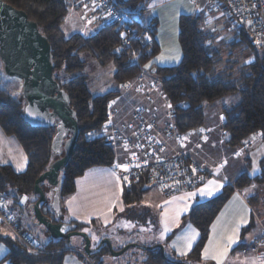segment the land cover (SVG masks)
Wrapping results in <instances>:
<instances>
[{"label": "trees", "instance_id": "16d2710c", "mask_svg": "<svg viewBox=\"0 0 264 264\" xmlns=\"http://www.w3.org/2000/svg\"><path fill=\"white\" fill-rule=\"evenodd\" d=\"M3 1L24 10L28 18L35 21L41 33L47 37L51 45L53 76L59 88L68 96L69 106L78 124L79 134L72 155L58 175L56 186L60 199L75 190L76 178L87 168L110 166L114 162L113 149L105 138L98 136L86 139L83 134L86 131H98L105 124L110 112V102L119 91L111 89L100 94H91L86 77L81 73L85 64L80 58L83 51L88 52L100 65L111 63L112 78L122 87H126L129 81L147 70L161 75V91L172 107L170 113L173 123L180 132L202 125L205 104L223 96L237 94V103L223 111V128L227 133V142L232 146H239L247 136L256 131L264 134V52L252 44L245 26L241 25L237 29L234 39L219 44L216 35L204 23L201 12L205 9L197 16L194 12L181 14L177 36L180 60L171 66L152 65L146 70L144 66L158 52L156 42L142 37L121 49L120 29L109 18L108 22L99 25L89 35L75 32L66 36L61 25L68 12V0ZM139 2L141 0H129L126 3L122 0L115 1L126 12L130 26L134 29L146 27L138 21L136 14L133 15L134 12L139 14L143 9L142 5H137ZM92 13L97 21L102 19L103 14L99 10ZM146 28L148 34H153V28ZM250 57L251 60L248 61ZM25 104L23 94L15 96L0 86V128L5 135L16 139L26 157V166L21 171L15 170L10 164L0 165V193L7 196V201L9 197L17 199L21 196L27 197L29 202L36 199L33 193L35 179L63 154L70 136V132H67L59 150H53L51 141L56 132L55 126L30 124L24 117ZM139 109L142 110L139 107L134 108L133 119ZM151 121L155 122L154 119ZM251 179L247 175H241L234 185L241 187ZM254 180L264 181V166ZM40 185L50 202L54 188L46 181ZM145 187L144 179L130 186L123 183V202L127 205L138 201ZM232 189L230 185H226L216 196L192 206L186 219L198 228L199 237L187 255L169 258L165 253L162 254L159 246L152 244L149 245L153 246L150 249L137 248L140 250V257L135 264H190L199 261L210 222ZM128 211L127 218L130 219V210ZM47 214L53 220H58L51 210L48 209ZM75 226L77 230H83L86 225L77 223ZM0 243L7 247L0 264H63L64 253L68 250L64 246L68 243L65 239H50L48 244L41 246V251L36 252L28 250L14 236L0 234ZM109 253L104 244L90 259L94 264H103L100 257Z\"/></svg>", "mask_w": 264, "mask_h": 264}, {"label": "crops", "instance_id": "0c3cea01", "mask_svg": "<svg viewBox=\"0 0 264 264\" xmlns=\"http://www.w3.org/2000/svg\"><path fill=\"white\" fill-rule=\"evenodd\" d=\"M174 1L175 0H153L149 5H142L143 9L136 17L141 24L154 29L153 34L149 33L145 37L148 40L155 41L158 46L157 54L146 64L149 65V67L152 65L159 67L171 66L176 64L181 58L180 47L176 46L175 48L174 45V42L178 41L179 16L181 14L193 13V5H196L197 3H194L192 0H181L176 4L177 7L169 13L171 24L169 19H165V21L170 25H163L162 18L169 9L166 6L170 5ZM68 2L69 6L67 15L72 13L69 11L70 6L75 10V13L87 10L86 15L80 14L79 18L89 24H99L95 14H91L88 11L90 4L85 3V0H68ZM150 5H152V7H150ZM82 6L85 8H82ZM204 9L209 13H206L203 17L204 23L206 24V27L216 35V41L219 44L235 38L234 36L238 32L237 29H239L241 25H238L236 21L231 18L224 2L208 0ZM70 17L73 22L76 21L73 14H71ZM245 25V27H247L248 23H245ZM77 28L78 26L75 27V30L72 32L81 33V29ZM88 32L90 33V31ZM253 41L254 40L252 39V44H254ZM254 45L256 49L264 52V46L259 47L257 44ZM173 49L175 50L173 51ZM172 55L174 58L170 57ZM158 57H163L165 62L158 61ZM250 60L251 57L248 61ZM149 67H145L146 70ZM151 78L152 76L147 77L146 72L144 71L142 75H139L129 81L127 86L123 87V93L126 96L125 103L121 109H112L109 112L111 115V125L119 128L125 137L132 136V128H130L128 124L136 123V119H133L132 116L135 107L141 108L144 111L145 117L149 120L154 119L159 128L164 127L166 123L173 122V118L170 113L172 107H169L170 103L161 91L160 83H153V81L150 80ZM157 88H159V90H157ZM160 93L163 95L162 98ZM237 101V94H232L223 96L212 103L205 104L203 106L204 120L202 125L198 128L185 132H180L176 129L174 133L177 135V139L172 136L173 140H170L167 135H164V142H168L169 144L167 150L170 146L174 147L175 150L186 152L193 160L200 164V166L204 167L207 171V179L194 190L165 196L157 187L146 185L147 187H145L146 189L143 191L140 199L134 203L126 205L121 196L123 181L115 170L116 166L113 164L110 166H92L87 168L81 176L76 178L75 190L72 194H68V199L66 201L61 199L60 204H58L56 200L53 199V194L51 195L50 202L48 201V203H52V207L57 208L58 214L56 213L55 215L56 219L61 222H74L75 224L79 223L87 225L90 221L94 222L93 220L99 218L96 217V215L101 214L102 216L103 214L105 216V221L99 222H101L103 226H111L114 223L122 221V218L128 219V210H130L131 215L139 218H148L157 214V223L160 228L153 231L152 229H141L140 232L148 235H145V239H140L137 243L146 246L161 243L163 244L164 253L167 257L180 258L190 252L199 237L198 228L192 223V221L186 219V216L192 206L196 203L209 200L219 194L224 186L230 185L233 188L232 192L212 218L208 228L207 238L200 252L199 261L193 264H216V261L210 258L211 255L216 253L223 246L226 238L233 234V231L237 229V225L241 220H247L248 223L240 225L237 232L238 241L228 249L223 264H252L254 258L262 256L256 255L252 252H242L240 248L250 244L255 238L260 237L261 235V227L255 219L254 214L264 211V207L261 202V197L263 196L264 191L261 193L259 188L256 186L264 185V181L259 182L254 180V177L261 173L264 166V149H262L264 148V134L260 131H256L247 136L239 146H232L227 142V133L223 128V111L232 107L237 103ZM4 135V132L0 128V145H4V138L8 136ZM178 136L180 140L178 139ZM6 139L9 145H11V148L15 151V142H10V140H8L9 138ZM110 145L114 152V162L116 165L119 163L120 166H124V163H126L131 156H135L137 154L136 150L127 149L122 146L120 142ZM4 153L7 154L6 151H4V146H1L0 165L10 164L17 171H21L25 168L26 157L22 156L21 161L24 166L19 168L16 165V159L9 160ZM254 162L256 163L255 166L257 170L254 173H251L250 169ZM90 169L94 170H92V173L86 176V178H83L85 177L87 171H90ZM102 169H106L105 172H103L106 174L104 176L101 175L102 171H104ZM241 175H247L252 179L247 184L237 187L234 185V182ZM107 176H111V179ZM97 178L99 180H97ZM209 181L217 182L215 185L217 187V191L213 196L205 198H201L199 195L192 198L186 197L187 193L197 192L198 189L205 188V186L213 187L208 184ZM79 183L80 192L78 194L77 191L79 189ZM115 193L118 194L120 202L124 205H121L123 210L117 211L118 207L121 206H117L112 203L109 208L106 206L103 212V210L99 208L96 201L98 199L105 198V196L115 198ZM27 199H25L24 196L17 199L9 197L7 201V209L12 211L15 216V225H17V228L25 233L27 232L21 229L23 226L33 227V225L30 224V215L25 213V202L28 201ZM165 202L168 203L165 204ZM13 204H19L22 211L20 216L15 214V206ZM184 207H187L188 210L186 212L180 211ZM177 212H179V215H177ZM83 213H85V215H82ZM131 215H129V218L133 219ZM1 225L2 227L5 226L3 224ZM166 225L169 231H165ZM114 226H111L112 230H116V228H113ZM4 230L5 233H0L1 235H14L8 227L4 228ZM130 230L134 231V228H131ZM193 230L197 234V238L193 242L192 247L188 249L186 247L187 238L192 235ZM152 232H158V238L154 237ZM40 235L42 236V240L37 245L45 246L50 241L49 234L47 231H40ZM116 235L117 234L114 233V239L112 240L117 242L119 238L116 237ZM106 236L111 238L110 235ZM98 243L99 240L97 238L92 241L93 246L98 245ZM0 246H3L5 249V251L0 253L1 261L7 251V247L3 243H0ZM77 248H82V246H77ZM206 248L209 253L208 259L204 258ZM74 250V253H76L77 256L68 255L66 263L83 264L80 260L81 258L79 254H77L79 252H76V249ZM180 252H185V255H180ZM106 256V254L102 255L100 260L103 262ZM111 261L112 260L110 258L107 260V262L110 263ZM1 264L6 263L3 262ZM256 264H260L258 259L256 260Z\"/></svg>", "mask_w": 264, "mask_h": 264}, {"label": "water", "instance_id": "95a60500", "mask_svg": "<svg viewBox=\"0 0 264 264\" xmlns=\"http://www.w3.org/2000/svg\"><path fill=\"white\" fill-rule=\"evenodd\" d=\"M122 1L126 3L129 0ZM207 3L208 0H197L194 15L197 16ZM0 62L5 75L17 77L22 82V94L26 102L24 117L30 124L55 126L56 132L51 141L53 150H59L64 136L70 132L63 155L48 165L34 181L33 193L36 199L29 202V208L32 210L31 224L44 227L50 239L54 240L65 239L66 242H70L72 236H80V244L89 257L95 255L104 244L112 252L108 239L103 238L98 245L93 246L90 236L84 230H77L73 223L53 220L47 214L48 209L55 214H58V211L52 207V203H48L46 193L40 184L46 181L54 186L53 199L60 204L61 199L56 186L58 175L72 155L79 128L69 106V98L59 88L53 76L51 45L47 37L41 33L37 23L28 18L24 10L17 9L3 0H0ZM43 111L45 116H42ZM130 246L139 249L153 247L136 243L110 254L119 255ZM156 246H159L164 254L163 246L161 244Z\"/></svg>", "mask_w": 264, "mask_h": 264}, {"label": "built area", "instance_id": "2783aa9c", "mask_svg": "<svg viewBox=\"0 0 264 264\" xmlns=\"http://www.w3.org/2000/svg\"><path fill=\"white\" fill-rule=\"evenodd\" d=\"M192 1L197 3V0ZM91 2L95 6V11L99 10L106 15L120 29L121 49L128 46L131 41L148 35L146 27L134 29L130 26L126 12L116 5L114 0H85L87 4ZM223 2L231 18L238 25L246 26L245 23H248V28H245L254 40V44L259 47L264 46V0H223ZM121 33L124 35L122 36ZM135 119V124H128L132 128V136L125 137L119 128L111 125L110 114L107 115L105 124L98 131H86L83 134L86 139L100 136L105 138L108 144L120 142L125 148L136 150L137 154L124 163L126 167L113 162L116 172L126 186L144 179L147 186H155L161 190L163 195L171 196L192 191L207 179L208 173L205 168L186 152L175 150L170 146L167 150L169 144L164 142V135H167L170 140H173L172 136L177 139L174 133L176 126L173 122L166 123L164 127L159 128L155 122L147 119L140 109L136 111ZM178 139L180 140L179 136ZM193 169L196 171L193 172ZM261 202L264 207V194ZM254 216L261 227V235L240 249L242 252L264 256V211ZM0 223L7 226L14 234L13 236L28 250L41 251V246H38L29 234L17 228L13 212L7 209V196L1 193ZM76 251L84 257L85 261L94 264L82 248H76Z\"/></svg>", "mask_w": 264, "mask_h": 264}, {"label": "rangeland", "instance_id": "374dc122", "mask_svg": "<svg viewBox=\"0 0 264 264\" xmlns=\"http://www.w3.org/2000/svg\"><path fill=\"white\" fill-rule=\"evenodd\" d=\"M114 1H117V0H114ZM152 1L153 0H141V2H139L137 5H143V6L149 5L150 2L152 3ZM180 1L181 0H175L170 5L166 6L169 9L165 13L164 17L162 18V24L163 25L166 24L169 26L171 24V18L169 16V13L172 12L177 7L176 4ZM84 6H82V8H85ZM94 8H95V6L91 2L88 11L90 13L96 12L94 10ZM193 8H194L193 12H195V8H196L195 4L193 5ZM69 11L72 12L71 14H73L76 21L73 22L71 20V17H70L71 14L67 15V17H65L64 22L61 25V28H62V31L64 32V34L66 36L73 33L72 31L75 30V27H77V26L79 29H81L80 31H82L81 32L82 34L89 35L88 31H90L92 33L94 31H96L95 29L99 25H102L104 22L109 21L108 18L106 19V17H107L106 15H102V17H101L102 19L98 21L99 24H92V23L89 24L87 22H84L83 19L79 18L80 14L86 15L87 10H82L80 12L75 13V10L70 6ZM141 11H142V9H141ZM201 13H202V17H204L206 13L209 14L206 11H203ZM135 14L137 17L138 16L137 12L133 13V15H135ZM165 19H169L170 24L168 22H166ZM147 38H148V36H147ZM174 45H175V48H176V46L179 47L178 41L174 42ZM171 50H172V48H171ZM174 50L175 49H173V51ZM170 57L174 58L173 55ZM80 58L82 60H84V63H85L84 68H83L81 73L84 74V76L86 77L87 87H88L89 91L91 92V94L95 95V94H100V93H103V92L111 90V89H118L119 94L111 100L109 110L121 109V107L123 106V104L126 101V99H125L126 96L123 93L124 89L121 86V84L117 83L112 78V72H113L112 64L106 63L103 65H100L86 51H83L80 53ZM157 60L160 62H165L163 57H158ZM145 72H146L147 77L152 76V78L150 80L153 81V83H155V84L160 83V79L162 77L161 75L154 73V72H150V71H145ZM58 74L60 75V72H58ZM0 86L7 89L11 94H13L15 96H19L22 94V82H21V80L17 77H11V76L5 75L2 71L1 62H0ZM158 87H159V85H158ZM157 90H159V88H157ZM160 94H161L160 96L162 98L163 95H162V93H160ZM4 136H6V135H4ZM6 138H9L8 140H10V142H12V141L15 142V144H16V146H15L16 150L15 151L11 148V145H9ZM6 138H4V145H0V147L4 146V151H6V153L8 154L7 155L4 153V155L7 156V158L9 160L16 159L17 167L22 168L24 166L22 164V161H21L22 156L25 157V154H24L23 150L21 149L22 147L17 143V141L14 137L7 136ZM262 149H264V148H262ZM131 157H133V156H131ZM255 164H256L255 162H254V164H252L253 166L250 169L251 173H254L257 170ZM104 168H107V167H104ZM92 170H94V169H90V171H87L85 177H83V178H86V176H88L90 173H92ZM102 170H104V171H102L101 175L102 176L106 175L105 173H103V172H105L106 169H102ZM96 177H94V178H96ZM107 177L111 179V176H107ZM97 180H99V179L97 178ZM79 182H81V181H79ZM256 186L259 188V191H261V193H262V191H264V185H256ZM78 187H79V189L77 192L79 194L80 183L78 184ZM67 199H68V194L64 195L62 198L63 201L64 200L66 201ZM96 203L98 204L99 208L101 210H103V212L105 210V207L108 206V208H109L112 203L116 204L117 206H119V205L124 206L123 203L120 202L118 194H116V193H115V198L105 196V198L98 199L96 201ZM13 205L15 206V214L17 216H20L22 211L20 209L19 204H13ZM122 206L118 207L117 211H120L122 209ZM137 206H139V205H137ZM25 207H26L25 213L29 214L31 217L32 216V210L29 208V202L28 201L25 202ZM85 213H83L82 215H85ZM131 216L133 219L122 218V221H120L119 223H114L113 225H111V226L115 225L113 228H116V230H112V229H110L111 226H103L101 224V222H99V221H105V216L103 214H102V216H101V214H98V215H96V217H99V218H96L95 220H93L94 222L90 221L85 227H83V230H84V232H86L90 236L91 241L94 240L93 237H96L99 241L103 238L108 239L110 241V246H111L112 252H116V251L121 250V248H125V246H127V245L136 244L137 241H139L140 239H145L144 236L148 235V234H144V233L140 232L141 229H143V228H145L146 230L152 229V231H153L157 228H160V226L157 223V214L153 215L151 217H148V218H144V217L139 218V217H135L133 215H131ZM135 222H137V223H135ZM133 223H135V224H133ZM31 225H33V224H31ZM4 228H7V227L6 226L2 227V225L0 223V233L1 234H3V232L5 233ZM131 228H134V231H131L130 230ZM21 229L23 231H26L31 236V238L33 239V241L36 244L40 243L42 240V236L40 235V231H46L45 228L42 227L41 225H33V227L23 226ZM114 233H116L117 234L116 237L119 238V240L117 242L115 240H112V239H114ZM152 234L154 237L158 238L157 237L158 232H155V233L152 232ZM106 235H110L111 238L106 236ZM159 238H160V234H159ZM80 241H81L80 236H72L71 241L64 244L65 248L68 249L64 253V264H67L66 259H67L68 255L77 256L76 253H74L75 252L74 249H76L77 246H81ZM137 244H139V243H137ZM72 248H74V249H72ZM109 252H111V251H109ZM139 254H140L139 249H137L134 246H130L127 249H125L124 251H122L119 255L115 256V255L111 254L112 255V257H111L110 253L106 254L107 256L103 260V264H135L136 262H138V259L140 257ZM80 258L79 259L81 260V262L83 264H85V262H84L85 259L83 260V258L81 256H80ZM109 258L112 260L111 263L107 262V260ZM192 263L193 262H191L190 264H192Z\"/></svg>", "mask_w": 264, "mask_h": 264}, {"label": "snow or ice", "instance_id": "6c2138e0", "mask_svg": "<svg viewBox=\"0 0 264 264\" xmlns=\"http://www.w3.org/2000/svg\"><path fill=\"white\" fill-rule=\"evenodd\" d=\"M150 7H152V5H150ZM121 35L123 36L124 34L121 33ZM117 51H119V49ZM145 67L147 68V67H149V65H145ZM170 106L171 105H169V107ZM25 111H28V109H25ZM124 167H126V166H124ZM195 171H196V169H193V172H195ZM216 183H217L216 181H209L208 184L212 185L213 187L205 186V188L198 189L197 192L187 193L186 197L187 198H192V197H195L196 195H199L201 198L211 197L217 191V187L215 186ZM25 199H27V197H25ZM167 203L168 202H165V204H167ZM121 210H123V209H121ZM187 210H188V208L184 207L180 211H185L186 212ZM177 215H179V212H177ZM247 223H248L247 220H241L239 222V224L237 225V229L233 231V234L226 238L223 246L216 253L211 255L210 258L215 260L216 264H223V261H224V258L227 255L228 249L231 248L238 241L237 232H238V229H239L240 225L247 224ZM62 231H63V229H62ZM165 231H169V229L167 228V225L165 226ZM196 238H197V234L193 230L192 235L187 238L186 247L188 249H190L192 247V244L196 240ZM93 239L95 240L96 237H93ZM3 251H5V249L3 248V246H0V253H2ZM178 251H179V249H178ZM180 255H185V252H180ZM204 258L205 259L209 258V253H208V249L207 248L205 249V252H204ZM257 259L260 261V264H264V256L259 257V258H254L253 261H252V264H256V260Z\"/></svg>", "mask_w": 264, "mask_h": 264}, {"label": "flooded vegetation", "instance_id": "af4514ba", "mask_svg": "<svg viewBox=\"0 0 264 264\" xmlns=\"http://www.w3.org/2000/svg\"><path fill=\"white\" fill-rule=\"evenodd\" d=\"M42 114H43L42 116H45V112H44V111L42 112ZM51 187H53V188H54V186H52V185H51Z\"/></svg>", "mask_w": 264, "mask_h": 264}, {"label": "clouds", "instance_id": "9594fccd", "mask_svg": "<svg viewBox=\"0 0 264 264\" xmlns=\"http://www.w3.org/2000/svg\"><path fill=\"white\" fill-rule=\"evenodd\" d=\"M83 249V248H82Z\"/></svg>", "mask_w": 264, "mask_h": 264}]
</instances>
